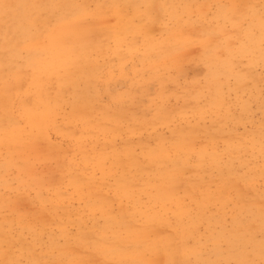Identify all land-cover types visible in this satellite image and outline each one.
I'll list each match as a JSON object with an SVG mask.
<instances>
[{
    "label": "rangeland",
    "instance_id": "rangeland-1",
    "mask_svg": "<svg viewBox=\"0 0 264 264\" xmlns=\"http://www.w3.org/2000/svg\"><path fill=\"white\" fill-rule=\"evenodd\" d=\"M100 1L147 34L119 32V52L109 40L100 52L71 55L51 71L36 73L39 58L25 54L0 63V220L11 229L18 219L25 226L2 238L0 252L27 264L18 245L39 254L49 249L47 237L57 235L58 264L66 254L75 264H140L117 257L120 247L133 250L117 243L130 235L142 264H184L196 249L217 264L218 252L209 246L219 231L228 233L231 208L249 206L246 196L255 191L264 211V191H256L264 188V0H86ZM104 21L113 25L111 12ZM146 38L152 49L144 47ZM212 58L225 62L219 73L208 63ZM38 95L51 106L44 123L24 115L37 110ZM158 113L168 120L151 126ZM157 145L168 164L153 159L150 146ZM241 159L257 171L245 166L243 189L228 190L216 205L226 204L220 218L226 222L212 212L176 221L145 209L161 185L185 204L192 189L198 190L193 196L205 195L202 184L219 176L217 170L234 179L231 169ZM141 184L148 191L137 214L122 216L137 203ZM140 226L155 231L137 238L132 231ZM34 232L41 241L30 248ZM153 235L174 243L153 245Z\"/></svg>",
    "mask_w": 264,
    "mask_h": 264
},
{
    "label": "bare ground",
    "instance_id": "bare-ground-1",
    "mask_svg": "<svg viewBox=\"0 0 264 264\" xmlns=\"http://www.w3.org/2000/svg\"><path fill=\"white\" fill-rule=\"evenodd\" d=\"M85 7L80 4L74 3L73 0H0V52L5 55L8 59L0 60V63H9V58H15V56L25 54L28 57H38V66L35 68L36 73L42 71H51L55 68H61L67 64V59L71 55H86L92 51L100 52L105 47L109 40H111L115 46V51H120V33L122 32L127 37H136L141 34L146 35L147 32L138 26L132 25V22L124 16H120L119 9H111V4L105 3L104 1L96 2L93 6L89 5L86 0H83ZM243 3H246L243 1ZM99 7L101 9H99ZM111 9V10H110ZM114 18L113 25L108 24L104 21V15H109ZM139 12L136 16H140ZM96 31V35L93 34ZM145 48H151L150 41L148 38L145 39ZM150 53L149 50H144ZM36 55V56H35ZM211 56V54L209 53ZM227 58L225 57V61ZM32 61V60H28ZM73 62H76L75 60ZM212 67L215 69L219 68L218 65L225 64V62H217L212 58ZM227 63V62H226ZM217 64V65H216ZM215 71V70H214ZM219 73L221 70H216ZM36 78L31 75L30 82L35 83ZM37 101H41L36 97ZM5 102H10L4 100ZM37 110H31L28 113H24L26 117L35 118L41 123L45 122L46 115L51 106L44 101H41L36 106ZM40 111H39V110ZM162 114V115H160ZM150 119L149 123L151 126H158L167 117H163V113H158ZM172 116V115H171ZM185 141L181 139V142ZM178 143L173 146H178ZM150 146L153 153V159L156 164H168L169 158L166 156V152L157 151L159 148ZM128 155L129 152L126 150ZM136 159V158H135ZM137 160V159H136ZM130 164H137L132 158H129ZM240 164H236L237 168L232 174H235L234 179H227L230 172L218 171L219 176L213 178L206 183L202 184V189L207 188L206 194L199 192L198 194L192 195L193 192H198L197 189H192L191 194L188 196V203L185 204L183 200L176 194L168 190V185H163L159 188H155V194H150L146 199L144 205L145 209L149 210L150 214L157 213L164 219V216L172 215L176 221L179 220V215L202 217L208 216V213H213L218 219L225 213V203L217 208L216 205L222 202L227 196L229 197L228 190L241 191L243 189L244 180L241 178L244 176L245 168L248 166L250 170L257 171L253 164H245V159H241ZM244 163V164H243ZM258 164H261L260 162ZM264 164V161H263ZM201 164H196L197 169L200 168ZM213 165V164H211ZM224 165V164H223ZM246 166V167H245ZM193 167V166H191ZM167 170V168H166ZM162 170V175L168 176L170 172ZM216 183V190L210 191V184ZM138 189L136 200L137 203L132 204L131 209L123 210L122 216L131 217L136 214L133 210H138L141 207L140 196L148 191L145 184H141L136 187ZM257 193H263V189L256 188ZM238 193V192H237ZM235 194V193H234ZM246 199L250 201V205L246 207L236 206L231 208V214L228 222V233L225 231H219L213 238V243L209 246V249L214 253V260L217 264L225 262V264H264V215L263 210H260V199L257 197L256 192L253 191L252 195L246 196ZM264 199V197H263ZM238 201H242L238 198ZM216 207V208H215ZM214 208V209H212ZM141 212V210H139ZM156 211V212H153ZM154 221V220H152ZM222 222H226L220 219ZM2 230L0 229V245L2 244V238L6 236L19 235L17 228L20 232L25 226L17 220V228L11 229L10 226L6 225L0 220ZM215 224L213 220L208 221V226ZM224 225L223 223H219ZM259 225V226H258ZM43 227V226H42ZM222 229V228H221ZM155 231L150 226H140L134 228L132 233L137 238H142L143 234L147 235V232ZM257 232L261 234L258 235ZM33 233L35 240L29 244L31 248L37 241L40 242L41 238L39 233ZM22 235V233H21ZM53 237L48 236L49 245L44 252L27 253L28 248H23L18 245V251L16 254L24 258L27 264H58L54 250L56 248V240ZM149 237V236H148ZM151 244L160 246L161 244L165 247H170L171 243L164 242L158 235L149 237ZM212 239V238H211ZM133 238L130 235L125 236L117 243L127 242L132 246L133 250L130 251L128 248L120 247L117 249V257L121 259H135L142 264L141 253L139 250L134 249ZM171 238L167 237L166 241H170ZM185 250V248H183ZM193 251V250H192ZM191 251L193 260L184 261V264H212L213 262L204 260L199 252L194 250ZM59 257L62 253L58 251ZM15 254H9L0 252V264H15L18 257ZM41 257V258H40ZM198 260L199 262L197 263ZM48 261L50 263H48ZM222 261V262H221ZM221 262V263H220ZM64 264H75L72 256L66 254L63 260Z\"/></svg>",
    "mask_w": 264,
    "mask_h": 264
}]
</instances>
